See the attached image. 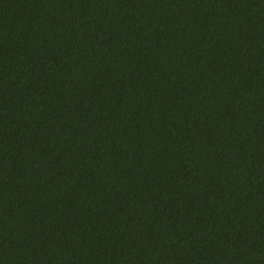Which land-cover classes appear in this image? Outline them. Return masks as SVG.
<instances>
[{
	"label": "trees",
	"instance_id": "trees-1",
	"mask_svg": "<svg viewBox=\"0 0 264 264\" xmlns=\"http://www.w3.org/2000/svg\"><path fill=\"white\" fill-rule=\"evenodd\" d=\"M0 264H169V0H0ZM171 264H264V0H171Z\"/></svg>",
	"mask_w": 264,
	"mask_h": 264
}]
</instances>
